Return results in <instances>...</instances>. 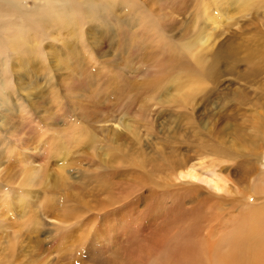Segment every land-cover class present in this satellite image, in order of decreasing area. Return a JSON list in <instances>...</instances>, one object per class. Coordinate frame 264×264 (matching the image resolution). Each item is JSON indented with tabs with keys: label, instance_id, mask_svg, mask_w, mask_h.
<instances>
[{
	"label": "rangeland",
	"instance_id": "374dc122",
	"mask_svg": "<svg viewBox=\"0 0 264 264\" xmlns=\"http://www.w3.org/2000/svg\"><path fill=\"white\" fill-rule=\"evenodd\" d=\"M250 39L264 0H0V264H264Z\"/></svg>",
	"mask_w": 264,
	"mask_h": 264
},
{
	"label": "bare ground",
	"instance_id": "6f19581e",
	"mask_svg": "<svg viewBox=\"0 0 264 264\" xmlns=\"http://www.w3.org/2000/svg\"><path fill=\"white\" fill-rule=\"evenodd\" d=\"M253 42L254 40L250 39L247 43L248 44L247 45L248 57L246 58V62L249 64V68H250L248 72L249 78H255L257 75L264 73V55H259L257 53L256 51L257 46L254 47ZM216 62L217 61L215 59H212V62L204 70L201 68L202 69L201 74L203 78H205L206 76L213 75L214 66L217 64ZM259 108L262 110V112L256 111L257 113L254 114V117L252 118L253 119V129L258 130V132L260 133V137L262 138V141H263L264 140V101L259 105ZM262 177L264 179V176ZM179 178H186V179L189 178L191 180L198 181V183L199 182L204 183L207 187L210 188V190L212 189L214 191H225L226 192L228 189L227 186H225V184L222 183L219 177L213 174L211 171L198 174L193 168H190L186 171V173H180ZM263 196H264V193H263ZM243 215H244L243 218L241 217L242 220L239 221L240 223L237 225V227H235V231L233 230L232 235H234L235 237H238L239 239L241 238L240 241H249V240L251 241L253 239L261 240L259 243L260 249L263 251L261 253L264 254V204L262 206L261 205L258 206L257 208L256 207L252 208V206L249 207L247 210L244 211ZM253 243L255 242L253 241ZM241 244L242 242L240 243V246ZM256 247L253 246L252 248L256 249ZM258 251L260 250L258 249ZM248 257L250 258V256ZM244 261L246 262V260Z\"/></svg>",
	"mask_w": 264,
	"mask_h": 264
}]
</instances>
